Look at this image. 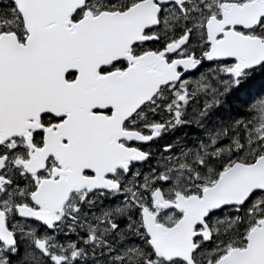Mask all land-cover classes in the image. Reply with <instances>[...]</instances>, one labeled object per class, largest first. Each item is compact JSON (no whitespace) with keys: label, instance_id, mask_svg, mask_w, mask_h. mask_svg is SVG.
<instances>
[{"label":"snow or ice","instance_id":"1","mask_svg":"<svg viewBox=\"0 0 264 264\" xmlns=\"http://www.w3.org/2000/svg\"><path fill=\"white\" fill-rule=\"evenodd\" d=\"M0 264H264V0H0Z\"/></svg>","mask_w":264,"mask_h":264}]
</instances>
